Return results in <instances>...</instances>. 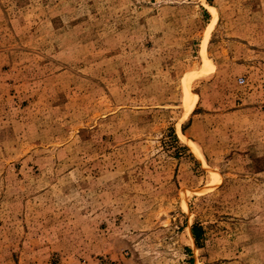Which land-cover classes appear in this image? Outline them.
I'll return each instance as SVG.
<instances>
[{
  "label": "rangeland",
  "instance_id": "374dc122",
  "mask_svg": "<svg viewBox=\"0 0 264 264\" xmlns=\"http://www.w3.org/2000/svg\"><path fill=\"white\" fill-rule=\"evenodd\" d=\"M0 264H264V0H0Z\"/></svg>",
  "mask_w": 264,
  "mask_h": 264
},
{
  "label": "bare ground",
  "instance_id": "6f19581e",
  "mask_svg": "<svg viewBox=\"0 0 264 264\" xmlns=\"http://www.w3.org/2000/svg\"><path fill=\"white\" fill-rule=\"evenodd\" d=\"M212 13H214V12H212ZM212 15V14H211ZM216 15V14H215ZM215 19V18H214ZM205 47V46H204ZM204 51V50H203ZM204 55V54H203ZM205 62V64L207 65V63H206V61H204ZM209 64V63H208ZM210 68H211V66H210ZM186 100H184L185 101V107H186V114H189L191 111H192V109H193V107H194V104H195V97H193V96H188L187 98H185ZM194 150V149H193ZM195 153H196V157L200 160V162L203 164V157L201 156V154L198 152V151H195ZM204 166V165H203ZM188 234H189V236H190V239H191V241H192V236H191V234H190V232H189V230H188Z\"/></svg>",
  "mask_w": 264,
  "mask_h": 264
},
{
  "label": "trees",
  "instance_id": "16d2710c",
  "mask_svg": "<svg viewBox=\"0 0 264 264\" xmlns=\"http://www.w3.org/2000/svg\"><path fill=\"white\" fill-rule=\"evenodd\" d=\"M199 231H200V229L197 228L196 226L192 227L191 234H192V237L194 238V240H197L199 238Z\"/></svg>",
  "mask_w": 264,
  "mask_h": 264
}]
</instances>
